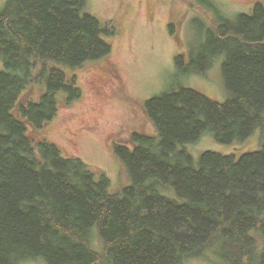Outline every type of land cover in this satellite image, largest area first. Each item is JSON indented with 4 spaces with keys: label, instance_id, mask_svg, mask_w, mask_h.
I'll return each mask as SVG.
<instances>
[{
    "label": "trees",
    "instance_id": "16d2710c",
    "mask_svg": "<svg viewBox=\"0 0 264 264\" xmlns=\"http://www.w3.org/2000/svg\"><path fill=\"white\" fill-rule=\"evenodd\" d=\"M86 3L7 0L0 9V264H184L215 252L225 264H264V143L206 151L197 166L186 148L206 131L225 145L264 132V3L234 20L220 15L189 59L175 56L179 75L204 76L220 59L226 100L183 85L147 98L154 135L113 144L130 179L117 193L101 170L30 136L80 98L66 70L112 53L113 31ZM31 85L41 95L24 102Z\"/></svg>",
    "mask_w": 264,
    "mask_h": 264
},
{
    "label": "rangeland",
    "instance_id": "374dc122",
    "mask_svg": "<svg viewBox=\"0 0 264 264\" xmlns=\"http://www.w3.org/2000/svg\"><path fill=\"white\" fill-rule=\"evenodd\" d=\"M7 0H0V9ZM257 2L264 0H87L89 12L113 31L106 36L112 41V53L106 58L66 70L68 77L82 91L80 98L62 102L56 116L41 131L30 129L37 140L46 136L65 155H75L104 172L111 181V190L119 192L130 179L114 153L113 144H130L134 132L154 135L143 103L173 86L183 85L225 102L226 91L218 59L206 75L177 73L174 58L184 52L187 59L207 40L214 19L220 15L234 20L238 13H252ZM224 16V17H225ZM170 23L174 24L171 30ZM41 88L31 85L22 100L37 101ZM264 143L259 129L247 140L225 145L213 134L187 144L195 166L206 151L221 154H242L255 151ZM175 198L171 191L161 190ZM91 242L100 250L97 227ZM20 264H46L43 258L29 259ZM184 264H225L215 252L203 258H190Z\"/></svg>",
    "mask_w": 264,
    "mask_h": 264
}]
</instances>
